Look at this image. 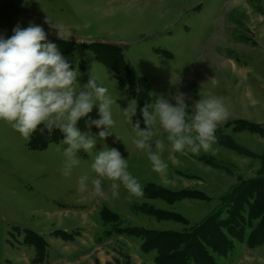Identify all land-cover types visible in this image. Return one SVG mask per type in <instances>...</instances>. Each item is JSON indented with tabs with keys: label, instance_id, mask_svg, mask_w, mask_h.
I'll return each instance as SVG.
<instances>
[{
	"label": "rangeland",
	"instance_id": "374dc122",
	"mask_svg": "<svg viewBox=\"0 0 264 264\" xmlns=\"http://www.w3.org/2000/svg\"><path fill=\"white\" fill-rule=\"evenodd\" d=\"M30 22L40 25L46 40L76 67L78 84H85L91 73L108 88L115 123L112 134L100 141L95 126L85 127L88 117L77 122L97 143L90 153L78 150L80 162L64 176L62 137L40 146L0 121V264H155L157 251L142 250L141 236L123 228L187 231L212 210L224 234L223 240L214 238L228 250L216 254L202 239L203 253L192 257L207 264H264V182H247L264 178V0H0V36L8 38L15 26ZM95 50L120 53L147 81L151 103L157 96L183 92L191 110L200 97L222 98L228 116L217 126L210 149L182 154L166 148L161 153L166 175L153 172L147 156L131 143L136 133L124 110L134 98ZM88 116L98 118L97 109ZM164 135L157 130L158 138ZM105 146L127 159L142 189L155 183L198 190L209 200L128 199L123 187L112 198L107 182L103 198L89 197L78 191L77 181L84 175L90 181L92 158ZM239 180L246 181L250 198L242 197L241 188L234 203L216 200ZM147 208L174 212L188 222L158 219ZM105 210L119 217L103 220Z\"/></svg>",
	"mask_w": 264,
	"mask_h": 264
},
{
	"label": "clouds",
	"instance_id": "9594fccd",
	"mask_svg": "<svg viewBox=\"0 0 264 264\" xmlns=\"http://www.w3.org/2000/svg\"><path fill=\"white\" fill-rule=\"evenodd\" d=\"M57 37L64 39L59 29ZM80 75L57 45L46 40L40 25L31 22L24 28L17 25L10 37L0 36V121L10 124L25 140L37 130L50 134L58 129L62 134L61 145L66 146L62 147L64 160L60 170L64 176H69L80 162L77 151L90 153L97 143L90 131L82 133L77 128V122L88 117L85 127L95 126L100 141L112 134L115 123L114 99L108 88L91 73L87 82L80 85L77 82ZM170 99L175 103H170ZM185 100L183 92L170 98L157 96L154 103H146L140 109L146 127L141 129L139 120L134 123L136 135L132 145L147 156L152 171L162 177L168 169L161 157L166 148L170 153L182 154L209 150L217 126L228 116L220 97H200L191 110ZM94 107L98 116L95 119L88 116ZM124 111L131 118L136 113V100L130 99ZM157 130L166 135L158 138ZM90 168L94 173L90 181L86 175L77 181L78 191L89 197L103 198L105 182L112 198L119 197L121 187L128 199L143 195L141 183L128 170L127 159L116 148L105 146L96 151Z\"/></svg>",
	"mask_w": 264,
	"mask_h": 264
},
{
	"label": "trees",
	"instance_id": "16d2710c",
	"mask_svg": "<svg viewBox=\"0 0 264 264\" xmlns=\"http://www.w3.org/2000/svg\"><path fill=\"white\" fill-rule=\"evenodd\" d=\"M104 47H107L108 49L112 48L111 45ZM95 52L96 53L94 54L96 58L100 60L108 69L111 70L114 78L117 80L118 83L125 84L128 86L131 95L136 100V113L132 116L133 127L134 123L139 120L140 128H145L146 125L144 124L140 109L143 108L146 103H151L149 95V86L147 84V81L144 77L138 76L134 72L132 67L129 65V63L127 64L124 62V60H122V55L120 53H108L102 51L99 52L97 50H95ZM129 74L131 75V78H129ZM59 137H62V134L58 129H54L50 134L47 131L39 132L38 136H36V133L33 132L30 138L31 143L34 140H37L40 146H44L48 141L56 140ZM208 162L211 163V161L209 160ZM247 182L248 184L256 185L264 182V178L258 179L256 181L250 180ZM245 184H247L246 181L240 182L239 180L236 184L229 186V188L225 192L220 194L216 198V200H222L224 201V204L228 202L234 203L235 199H237V197H240L239 192L241 188L245 191L242 197H244L245 200L250 198L251 196L248 195L249 193L248 191H246L248 187H246ZM143 195L146 198H161L168 203H173L174 201L182 198L195 200H209V196H207L202 191L185 188L179 190H171L158 184L155 185V183H149L145 185L143 187ZM154 211L155 212H149L147 208L146 213L154 217H156V215L160 216L157 217L158 219H172L173 221L182 224H187L188 222L180 215L175 214L174 212L164 211L160 209H154ZM172 214L175 215V218H172ZM216 214L217 212H214L212 210L199 222L190 225L187 231H180L175 233H169L168 231L156 232L153 230L141 228L139 231H137L136 229H129V227H125L123 229L127 234L141 236L142 250L147 248H154L157 251V255L154 258L155 264H207L206 261H204V263L198 262L195 260V257H192V255H194V252L196 254V258L198 255H201L203 253L199 247V240H208L207 244L211 247L212 251L216 252V254L219 255L225 253L228 250L229 246L228 245L227 247H225L226 245L223 242L219 248L217 242H219L220 240L214 238V236H218L222 239L224 235L221 231L219 234V229L221 230L220 227L222 226V223L218 219V214L217 216ZM109 215L115 218L119 217L117 214L109 210H105L104 212H102L101 216L103 220H106ZM225 230H227V228H225ZM164 236L167 239V242L159 243L157 240L162 239ZM168 249H170L172 252L165 253V250ZM213 263L214 262H211V264Z\"/></svg>",
	"mask_w": 264,
	"mask_h": 264
}]
</instances>
